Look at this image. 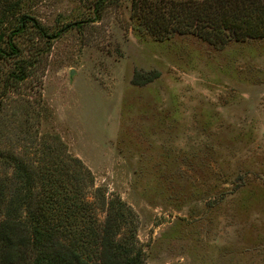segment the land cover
I'll return each mask as SVG.
<instances>
[{
	"label": "rangeland",
	"instance_id": "obj_1",
	"mask_svg": "<svg viewBox=\"0 0 264 264\" xmlns=\"http://www.w3.org/2000/svg\"><path fill=\"white\" fill-rule=\"evenodd\" d=\"M93 2L0 0V14L72 24L49 47L17 37L25 57L44 49L18 84L1 89V61L0 156L40 159L58 136L134 210L145 264H264V38L156 40L131 0L91 21Z\"/></svg>",
	"mask_w": 264,
	"mask_h": 264
},
{
	"label": "trees",
	"instance_id": "obj_2",
	"mask_svg": "<svg viewBox=\"0 0 264 264\" xmlns=\"http://www.w3.org/2000/svg\"><path fill=\"white\" fill-rule=\"evenodd\" d=\"M117 1L94 0L91 21ZM131 9L134 28L156 40L190 34L220 48L264 38V0H131ZM5 10L0 72L2 60L13 65L1 89L25 80L44 51L32 41L25 57L17 37L31 32L49 47L72 28L66 23L51 30L31 16ZM40 146V159L0 156V264H145L134 210L118 194L96 187L88 167L58 136Z\"/></svg>",
	"mask_w": 264,
	"mask_h": 264
},
{
	"label": "water",
	"instance_id": "obj_3",
	"mask_svg": "<svg viewBox=\"0 0 264 264\" xmlns=\"http://www.w3.org/2000/svg\"><path fill=\"white\" fill-rule=\"evenodd\" d=\"M73 72L71 71V74H72Z\"/></svg>",
	"mask_w": 264,
	"mask_h": 264
}]
</instances>
